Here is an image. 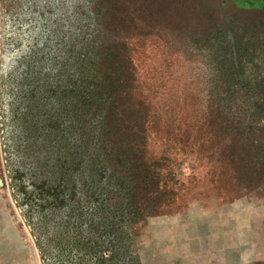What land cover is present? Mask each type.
Masks as SVG:
<instances>
[{
	"label": "rangeland",
	"instance_id": "1",
	"mask_svg": "<svg viewBox=\"0 0 264 264\" xmlns=\"http://www.w3.org/2000/svg\"><path fill=\"white\" fill-rule=\"evenodd\" d=\"M242 1L0 0V264H264V2ZM100 40L128 66L114 173L76 131Z\"/></svg>",
	"mask_w": 264,
	"mask_h": 264
},
{
	"label": "trees",
	"instance_id": "2",
	"mask_svg": "<svg viewBox=\"0 0 264 264\" xmlns=\"http://www.w3.org/2000/svg\"><path fill=\"white\" fill-rule=\"evenodd\" d=\"M259 1L264 2V0ZM242 2L245 5L255 4L248 0ZM259 6L264 8V3ZM120 47L121 45L110 44L102 40L84 46L79 64V83L75 84L73 89L78 97L77 116L79 121L76 131L78 134L80 133L78 148L83 155L82 162L88 163V159L93 158L96 151H99L98 156L104 155L105 157L98 161L94 159L93 167L98 170L109 169L113 173L116 168H109L107 156L118 150L114 145H111L112 136L123 135L122 127L119 126L124 122L125 117L120 108L124 104L122 98L125 99L122 92L125 89L128 91L125 76L128 68L127 63L114 60L115 57H119L120 52L117 48ZM119 68L124 72L122 76L118 71ZM117 124L119 128L115 129ZM49 132L52 133L50 130ZM86 155H90V157ZM60 182L64 184L67 181L61 177ZM39 201L43 202L42 211L44 213L49 211L48 208L52 204L48 202V205L44 207L46 198Z\"/></svg>",
	"mask_w": 264,
	"mask_h": 264
}]
</instances>
